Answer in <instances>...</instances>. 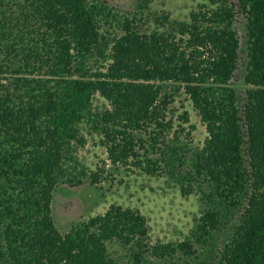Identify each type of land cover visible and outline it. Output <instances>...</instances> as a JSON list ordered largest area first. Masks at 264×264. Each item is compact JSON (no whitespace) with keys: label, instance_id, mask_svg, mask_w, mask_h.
<instances>
[{"label":"trees","instance_id":"1","mask_svg":"<svg viewBox=\"0 0 264 264\" xmlns=\"http://www.w3.org/2000/svg\"><path fill=\"white\" fill-rule=\"evenodd\" d=\"M207 1L191 22L164 17L168 30L146 32L122 18L107 70L92 74L87 62L104 40L102 17L114 13L106 2L0 0V264H120L109 243L134 264H203L204 252L218 247L219 205L243 207L218 264H264V0H238L248 54L244 102L230 85L240 53L235 4ZM178 82L208 131L188 167L176 146L164 160L141 154L133 133L157 126L151 134L159 143L172 125L164 87ZM96 93L110 103L96 122L113 164L135 159L155 175L165 161L182 193L192 192L193 181L210 186L185 240L150 245L147 217L117 203L66 233L58 229L54 192L71 179L66 158L75 160L72 151L85 145L80 123ZM182 117L190 120L187 111ZM85 194L94 198L92 189Z\"/></svg>","mask_w":264,"mask_h":264},{"label":"rangeland","instance_id":"2","mask_svg":"<svg viewBox=\"0 0 264 264\" xmlns=\"http://www.w3.org/2000/svg\"><path fill=\"white\" fill-rule=\"evenodd\" d=\"M113 8L114 13H107L102 17L101 33L104 40L94 48L87 62L88 73L105 72L110 64L108 54L113 40L120 36L122 27L119 20L129 17L136 25L146 32L171 29L169 21L191 22V14L198 11L207 0H103ZM235 4L236 19L234 27L240 38V53L237 69L230 81L236 89L240 102H244L246 89L249 87L244 81L248 54L246 34L244 29V15L238 0ZM165 22V23H164ZM163 94L168 96L166 120L172 125L160 135L158 144L152 140L151 130L159 128L151 126L133 131L143 146L137 148L141 154L147 152L152 159L157 160L167 156L174 146L186 155L189 166L191 156L204 144L208 131L193 100L186 91L184 84L171 83L164 87ZM110 107L109 101L96 93L89 111L80 123L81 132L86 138L84 146H78L72 155L75 160L66 158V167L71 179H62L54 192L52 202L53 217L58 229L62 233L71 230L80 222L90 217L104 214L111 204L117 203L124 207H131L141 211L148 219L150 227V245L159 242H180L185 240L195 225V218L202 214L204 208V192H210L208 183L202 188L196 181L190 194L182 193L181 186L167 172L165 161L161 164L165 168L155 175L147 173L141 167L130 161L127 165L112 163L107 147L103 144L105 133L96 122V116ZM187 111L189 121L182 115ZM170 156V155H169ZM100 174L99 181L94 182L92 173ZM92 189L94 198L86 195L85 191ZM243 207V206H241ZM219 205L222 211L223 225L215 234L217 250L212 246L211 253L204 252L201 256L203 264H218L217 252L229 241L234 222L242 212ZM110 252L120 258V264H134L130 261L129 252L117 243H109ZM204 250L202 247L199 251ZM151 258H155L152 256Z\"/></svg>","mask_w":264,"mask_h":264}]
</instances>
